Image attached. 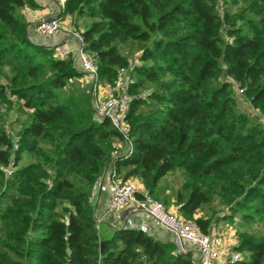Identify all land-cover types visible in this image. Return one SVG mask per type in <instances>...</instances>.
<instances>
[{
	"label": "trees",
	"instance_id": "1",
	"mask_svg": "<svg viewBox=\"0 0 264 264\" xmlns=\"http://www.w3.org/2000/svg\"><path fill=\"white\" fill-rule=\"evenodd\" d=\"M25 8L35 0H0V264H198L150 230L99 222L93 191L117 135L69 97L77 61L52 57ZM67 16L98 83L135 78L122 179L205 234L240 221L237 264H264V0H65ZM169 173L179 183L161 197Z\"/></svg>",
	"mask_w": 264,
	"mask_h": 264
},
{
	"label": "built area",
	"instance_id": "2",
	"mask_svg": "<svg viewBox=\"0 0 264 264\" xmlns=\"http://www.w3.org/2000/svg\"><path fill=\"white\" fill-rule=\"evenodd\" d=\"M62 12L65 0H55ZM223 13L222 7L219 8ZM60 16L40 19L35 25V32L43 38H51L63 30ZM79 42L75 50L65 43H57L52 46V57L57 60H65L73 56L77 61L83 76L92 82L91 106L95 117L99 120H107L117 137L112 142L110 160L104 170L98 184L106 189L109 202L104 219H118L119 215L128 208H134L143 218L154 222L158 227L174 236L176 252L190 253L198 261V264H237L242 261V255L235 250L238 244V230L232 224L220 233H203L193 221L183 219L175 212H171L162 202L155 200L146 193L141 198L137 197V189L131 180L124 181L117 172L116 162L126 159L132 152L130 143V127L128 113L133 97L130 94L131 86L135 78L127 68H119L113 90L103 98L97 96V66L95 58L83 50V41L79 34L76 35ZM235 90L242 95V90L235 85ZM12 101H16L11 96ZM29 112H33L29 109ZM16 148V147H15ZM12 170L7 169V174ZM142 233H149L148 225L142 222L138 225ZM194 248V252L189 248Z\"/></svg>",
	"mask_w": 264,
	"mask_h": 264
},
{
	"label": "crops",
	"instance_id": "3",
	"mask_svg": "<svg viewBox=\"0 0 264 264\" xmlns=\"http://www.w3.org/2000/svg\"><path fill=\"white\" fill-rule=\"evenodd\" d=\"M35 2L37 4L36 9L25 8L23 10V15L26 21L31 25L34 34H36L35 25L38 22V20L44 19V18L47 19L53 16H60L61 14L59 6L55 0H35ZM61 21L63 24V30L60 31L57 35L51 38H41L36 34L39 37L37 38L41 42V44L44 45L45 47L51 48L57 43L65 42L70 46L71 49L75 50L79 42L76 37L78 33L76 32L75 28L72 25V20L69 16H67ZM74 81H77L80 86L89 85L90 90L92 92V88H93L92 82L88 77L82 75L80 78ZM112 90H113V85H109L107 83H98L96 94L99 98H103L107 94H110ZM130 180L133 182V184L135 185L137 189V195L138 194L144 195L145 190L141 182L138 179H130ZM93 202L95 204V208L98 211V219H101L107 210L109 196H108L106 189L103 188L99 184L95 188V191H93ZM168 209L171 212L177 213L176 207L173 205H170ZM201 215L202 213L198 212L195 215V217H199ZM226 221L227 220H224V219L215 220L211 225V232L220 233V231L226 229L225 226L221 225L223 222H226ZM142 222H145L148 225L150 232L157 239H159L162 242L171 243L174 246V236L171 233L166 232L165 230L161 229L151 220L147 218H143L140 215V213H138V211H136L134 208H128L124 210L119 215V218L117 219V223L121 227H138V225ZM101 224L103 223L101 222ZM189 250H191L192 252L195 251L194 248L192 247H190Z\"/></svg>",
	"mask_w": 264,
	"mask_h": 264
},
{
	"label": "rangeland",
	"instance_id": "4",
	"mask_svg": "<svg viewBox=\"0 0 264 264\" xmlns=\"http://www.w3.org/2000/svg\"><path fill=\"white\" fill-rule=\"evenodd\" d=\"M67 91H68V94H69V97L72 98V99H78L80 100V102L86 100V99H91V96H92V92L90 90V87L89 85H86V86H80L78 84L77 81H72L71 84H69V87L67 88ZM243 112H248L247 108L242 106L240 108ZM17 127H15L13 130V132L15 133L17 131ZM28 161L27 159H23L22 160V165L23 164H26ZM179 183V179L176 178V176L173 175V173H169L167 174L165 177H163L159 184H158V191L160 192V196H169L171 195V187H175L176 185H178ZM160 201V200H158ZM161 202V201H160ZM168 208V207H167ZM220 209V207H217ZM225 210H223L224 212ZM223 214H226V212L224 213H220V215H223ZM223 219V218H222ZM233 223V221H226V222H223L221 225L225 226L226 228H229ZM234 228H236L238 231H243V227H240V221H237L236 222V225L234 226Z\"/></svg>",
	"mask_w": 264,
	"mask_h": 264
}]
</instances>
